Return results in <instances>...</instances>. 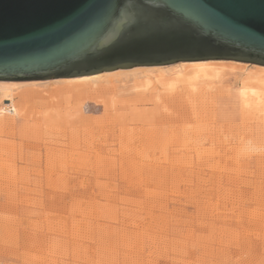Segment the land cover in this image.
<instances>
[{
    "label": "rangeland",
    "instance_id": "obj_1",
    "mask_svg": "<svg viewBox=\"0 0 264 264\" xmlns=\"http://www.w3.org/2000/svg\"><path fill=\"white\" fill-rule=\"evenodd\" d=\"M224 63L0 96V264H264V68Z\"/></svg>",
    "mask_w": 264,
    "mask_h": 264
},
{
    "label": "water",
    "instance_id": "obj_2",
    "mask_svg": "<svg viewBox=\"0 0 264 264\" xmlns=\"http://www.w3.org/2000/svg\"><path fill=\"white\" fill-rule=\"evenodd\" d=\"M198 60L264 65V0H0V80Z\"/></svg>",
    "mask_w": 264,
    "mask_h": 264
},
{
    "label": "bare ground",
    "instance_id": "obj_3",
    "mask_svg": "<svg viewBox=\"0 0 264 264\" xmlns=\"http://www.w3.org/2000/svg\"><path fill=\"white\" fill-rule=\"evenodd\" d=\"M224 62H232V63H236V65L237 64H242V65L247 64L246 62L242 63L241 61H235V60H228V61H224V60L181 61V62H178V64L180 65V68L177 69L176 74L178 75V77L179 76L185 77V75L188 73H191L193 76L199 77V78L201 76L206 77V76H210L213 72L216 71L217 63L225 64ZM175 64H177V63H175ZM163 66H165V65L135 66L132 68H122V69L104 71V72H100V73H96V74H90V75H84V76H78V77L55 78V79H48V80H28V81L27 80L26 81L0 80V96L3 97L4 100L11 102V99L14 97V95L16 93H18V89L22 85L28 84V85L36 86V84H38V83L40 84V82L42 83V82H47V81H49V82L50 81L68 82L67 85L65 86V88L68 91L80 90L82 88L90 90V92L95 91L94 89H91L93 87H91V88L89 87L90 82L92 84L100 85V87L97 88L98 90H104L105 87L107 85L111 84V82H113L114 79H121V78H126V77L128 78L130 76L129 74H131L134 77L135 76L137 77V73L142 74L143 77H148L149 73L151 72L152 69H154V68L161 69V68H163ZM257 66H259V64H257ZM222 67H224V66H222ZM261 67L264 68V65H261ZM261 73L259 74L257 71H254V72L247 74L246 79H244L245 81L243 82V85L244 86L248 85L247 83L249 81L247 82V80H252L254 83H259L260 86L262 85L264 87V75H261ZM160 76H161V78H158V81L162 82L166 77V73H163L162 75L160 74ZM249 84H251V83H249ZM252 91H254V89H248V90L243 89L241 92H242V95H245V94L247 95L248 92L253 93ZM31 92L33 93V89H31V88L26 89L20 93V96L22 99H24L25 97L30 95ZM95 92H97V90ZM254 92H256V91H254ZM91 93L93 94L94 92H91ZM253 94H255V93H253ZM243 98H248V97H243ZM247 101H248V99H247ZM2 110H4V108ZM15 110L16 109L14 107L13 111H15ZM8 111L10 112V109Z\"/></svg>",
    "mask_w": 264,
    "mask_h": 264
},
{
    "label": "built area",
    "instance_id": "obj_4",
    "mask_svg": "<svg viewBox=\"0 0 264 264\" xmlns=\"http://www.w3.org/2000/svg\"><path fill=\"white\" fill-rule=\"evenodd\" d=\"M9 109H10V112L12 113L13 112V109H11V107H9Z\"/></svg>",
    "mask_w": 264,
    "mask_h": 264
}]
</instances>
